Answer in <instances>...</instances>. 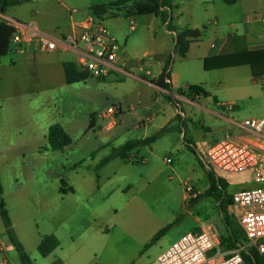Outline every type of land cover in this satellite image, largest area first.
<instances>
[{
	"label": "rangeland",
	"instance_id": "rangeland-1",
	"mask_svg": "<svg viewBox=\"0 0 264 264\" xmlns=\"http://www.w3.org/2000/svg\"><path fill=\"white\" fill-rule=\"evenodd\" d=\"M211 1L174 0L177 25L199 24L205 29V34L208 31V36L212 37L215 14L220 17L219 34H226L229 32L227 23L233 20L240 22L243 11L248 7L264 9V0H242V6L232 8L223 0H215L214 6L210 5ZM8 14L12 12L8 11ZM146 17L135 16L138 22L135 31L130 28L129 18L122 20L123 34L130 37L129 46L134 39L139 40L136 45L140 53L139 57L131 58L124 65L125 74L119 72L117 79L105 80L92 76L84 82L67 84L57 89V97L50 99L51 117L56 116L55 113L59 115L72 144L50 161L49 183L53 189L55 184H61L60 177L68 185L75 186L77 191L67 195L63 203L66 223L60 229L61 249L50 257L36 252L37 260L31 257L36 264H52L60 255L65 258L64 264H72L68 258L73 238L76 239L73 246L79 250L86 247L89 252L80 258L79 264H151L165 248L194 230L195 219L217 228L220 235L217 251L224 254L232 250L224 241L226 225L215 199L205 197L198 206H193L190 198L209 186L208 168L201 159L205 153V142L217 141L227 133L237 135L234 121L253 116L250 114L255 111L260 114L255 117L264 118V87L249 66L218 68L216 62L220 64L219 58L209 59L205 66L193 54L185 59L175 54V68L182 75H187V84L202 85L208 96L202 95L197 99L200 107L187 104L190 100L185 98L187 103L183 105L181 102L188 113L184 123L180 121L175 130L152 144L138 148L130 160L113 158L104 166L98 165L102 141L110 142L112 147L145 133L150 136L155 133V126L161 123L159 119L165 118L172 109L163 94L138 79L157 76L162 69V56L165 60L173 54V37L162 20L152 16L155 24L145 27L142 24H148ZM145 50L150 51L148 56H142ZM15 54L14 50L7 56ZM137 60L139 63H135ZM14 75L15 71H11L6 76L10 79ZM229 85H241L243 89L231 95ZM226 96L237 98V105L232 110L216 104L215 98L225 100ZM110 106L118 108L117 125L104 130V122L99 115ZM219 112L230 116L235 114L236 119L230 121ZM92 114L98 122L89 128ZM152 115L157 116L155 122L144 124L142 120L146 121ZM183 132H186L185 137ZM93 153L95 161H91ZM166 156L172 158L171 163L165 161ZM216 173L226 185L227 197L242 189L264 186L254 181L248 172ZM36 216L37 223L45 221V217ZM174 221L164 236L147 245L161 227ZM244 245L247 246L246 243ZM13 253L9 257L10 264H20L17 250Z\"/></svg>",
	"mask_w": 264,
	"mask_h": 264
},
{
	"label": "crops",
	"instance_id": "crops-1",
	"mask_svg": "<svg viewBox=\"0 0 264 264\" xmlns=\"http://www.w3.org/2000/svg\"><path fill=\"white\" fill-rule=\"evenodd\" d=\"M112 1L115 0H29L7 8L4 13L0 12V20L13 27L16 22L33 24L41 33L62 37L65 35H78L81 26L94 15H98L118 43L120 42L119 40L123 41V43H119L121 49L117 57V62L121 67V71L112 72L116 73L117 77L115 79H117L119 72H121V74L126 73L123 67L127 61L131 60L133 57H139L140 55L139 48L136 45L139 40L134 39V42L129 46L128 41L130 37H126L123 34V28L121 27L123 18L126 17L130 19V28L132 31H135L138 23L135 19L136 15L147 16L146 21L148 24H142L145 27H149L150 23L153 25L155 24L152 16L160 19L161 17L153 13H136L133 9L134 0H130L126 4L118 7L109 6L108 4ZM172 2L174 4V0H172ZM241 2L242 0H238L232 5L224 3L232 8L235 6H242L240 5ZM209 3L214 6L215 0ZM101 5L106 6V11L96 14L94 8ZM8 11H11L12 14H8ZM171 12V23L175 31L168 30L166 26L167 22H162L173 37L174 48V36L176 33H179L185 28L201 27H199V24H193L192 26L188 24L183 26V24L180 23L181 26L177 25L173 8ZM214 16L215 23L211 30L212 37L208 36V31L205 34L204 29V34L201 38L193 40L189 45L188 51L184 55L179 54L181 58L185 59L188 55L193 54L194 57H197L199 61H203L204 64H206L205 66H207V61L209 59H218L220 55L264 49V9L261 10L258 7H248L243 11L240 22L233 20L227 23L229 32L226 34H219L220 17L217 16V14ZM35 44L33 40H25L19 44H13L10 46L9 53L15 50V56L9 57L7 56L8 53L6 55L7 57L0 58V175L3 184V197L9 209L16 234L23 243L29 256L36 261V252H39L38 245L44 236L55 234L60 240V229L64 227L66 223L63 207L65 197L77 191L75 186L68 185L60 177H58V179L61 184H55L53 189H51L49 183L50 172L52 170L50 161L57 158L58 152L64 153L65 148L63 150H54L49 146L48 140L50 126L56 122L60 123L68 133V130L59 119L57 113H55L56 116L51 117L49 102L51 98L58 96L56 92L57 89H61L67 84H72L66 81L64 64L67 62L77 63V56L73 51L62 47H59L55 51H40ZM149 54L150 51L145 50L142 56H148ZM175 54L178 53L172 54V61L169 65L171 91H166L153 82V79H156L164 69L165 60L163 56V61H161V63H163L162 69L157 76L150 79L138 77L140 81L149 84L161 95L170 92L180 101L178 106L174 105L172 102H168L172 106L171 111L165 118H160L159 121L161 123L155 126V133L160 131L163 127L167 128L166 132L161 136L175 130L178 128L180 121L181 124H183L188 118V113L183 109L182 104H186V99L189 98L179 93L180 91H187L188 87L191 85L187 84V75H182L180 71L175 68L176 62L173 58ZM220 60V64H222L223 60ZM135 63H139V60ZM220 64L216 62L218 68L238 66H249L251 68L250 65L220 66ZM5 70H8V72L15 71V75L9 79L6 76L8 72L5 73ZM92 76L95 75L91 74L90 77ZM97 78L101 80L109 79L107 77ZM55 82L57 83L51 85V83ZM199 86L203 87L202 85ZM228 87L230 89L229 94L231 95H235V93L237 94L239 90L243 89L241 85H229ZM204 91L206 94L202 95L208 96V92L205 89ZM202 95L197 96L195 99H189L190 102L187 104L200 107L201 104L197 102V99H200ZM208 98L211 99V97ZM215 100L218 106H222L224 109L228 107V110H232L234 106L237 105L236 97H227L225 100L215 98ZM102 113L99 115L104 122L102 128L104 130L114 128L117 124L113 127H108L106 118L103 117ZM219 114L230 121L236 119L235 114L234 116L226 115L225 112H219ZM176 115H180L181 119L176 118ZM250 115H253L250 117H255V115L260 114L258 111H255ZM156 118V115H152L146 121H142H144V124L149 122L154 123ZM177 119L180 120L177 121ZM242 121H234L238 128V134L243 132L240 126ZM97 122L98 119L94 116V126ZM230 126L232 127V125ZM182 134L184 137L186 136V132ZM146 137L148 136L145 133L141 137L136 136L129 140L143 139ZM214 142V140L205 142L203 146L204 149L206 150ZM101 143L102 153L101 156L98 157V165L104 166L111 161L103 164L102 162L104 159L124 143L112 147L109 146L110 142L102 141ZM137 150L138 149H135L130 152L126 159H119L130 160L132 153ZM94 154L95 153L92 154L91 161L96 160ZM141 158L145 159L144 157ZM62 187L66 188V193L61 191ZM205 189L206 188L203 190L200 189L199 192L195 193L203 192ZM202 201L203 200L193 206H198ZM216 204L218 207L217 202ZM229 205L230 203L227 204L228 210ZM36 215L45 217V221H43L42 224L37 223L38 216ZM195 223L196 225L193 231L197 232L202 231V229L206 227H215L211 224L204 225L202 224L203 222L196 219ZM75 240L74 238L72 239L74 242ZM74 242H72L69 253L70 257L68 259L72 264H79L80 258L86 257L89 252L86 247L81 250L77 249L76 246H73L75 245ZM59 249H61V242L47 257H50ZM14 250L15 247L6 234L5 226L0 216V263L10 264L9 257L11 254H14ZM218 252L222 255L230 253L223 254L221 251ZM64 261L65 258H63V255H60L52 264H64ZM94 264L99 263L95 262Z\"/></svg>",
	"mask_w": 264,
	"mask_h": 264
},
{
	"label": "built area",
	"instance_id": "built-area-1",
	"mask_svg": "<svg viewBox=\"0 0 264 264\" xmlns=\"http://www.w3.org/2000/svg\"><path fill=\"white\" fill-rule=\"evenodd\" d=\"M14 28L11 45L33 40L40 51H55L59 47L71 50L77 56V66L96 77L121 71L117 62L121 47L98 15L84 23L76 36L55 37L41 33L33 24L20 22ZM256 80L264 87V74ZM118 112L116 106H110L102 113L108 127L117 124ZM240 126L241 134L227 133L212 143L201 159L208 169L248 172L254 181L264 184V118L247 117ZM165 161L171 163L172 158L167 156ZM229 212L245 233L247 246L264 254V186L232 193ZM219 236L212 226L199 232L191 230L159 253L151 264H244L241 251L245 245L222 255L216 251Z\"/></svg>",
	"mask_w": 264,
	"mask_h": 264
},
{
	"label": "trees",
	"instance_id": "trees-1",
	"mask_svg": "<svg viewBox=\"0 0 264 264\" xmlns=\"http://www.w3.org/2000/svg\"><path fill=\"white\" fill-rule=\"evenodd\" d=\"M29 0H0V12L4 13L7 8L19 5L23 2ZM130 0H115L109 3V6L118 7L120 5L126 4ZM133 9L138 14H149L153 13L161 17L163 22H167V28L170 31H175L171 20H172V0H134ZM226 4L232 5L238 0H223ZM106 11V6H96L94 12L100 14ZM15 32V28L9 24H6L4 21L0 20V57L5 56L9 53L11 46V36ZM204 34V28H185L179 33H176L174 36V48L173 53H178L184 55L188 49L190 43ZM219 59L223 60V63L220 66H237V65H250L252 73L255 78H258L260 75L264 74V49L259 50H249L242 51L237 53H230L218 56ZM172 61V54H170L165 59V66L162 73L156 78L153 79L157 85L166 91H171L170 83V69L169 65ZM65 68V77L67 83H74L78 81L87 80L91 74L88 70L80 69L76 63L67 62L64 64ZM106 78V77H103ZM181 95L186 96L189 99H195L197 96L206 94L203 87L199 85H191L188 87L187 91H180ZM165 98L178 106L180 101H178L172 93H164ZM94 114L91 115L89 128L94 126ZM176 118H180V115H176ZM167 128L163 127L157 133L148 136L143 139H133L124 143L119 148H116L111 155L106 157L103 164L112 160L113 158H123L126 159L130 152L135 149L140 148L143 145H149L155 142L162 134L166 132ZM49 146L54 150H63L65 147L72 144V139L70 135L66 132L65 128L58 122L50 126L48 132ZM207 176L209 180V186L200 193H195L194 196L190 199V204L195 205L200 202L205 197H212L218 203L219 213L222 216V219L226 225V236L224 241L227 244V247L230 249L238 248L243 246L247 242L245 233L238 228L237 223L235 222L232 214L226 208L227 204L231 202V195L227 197V192L225 190L226 185L223 184L222 178L219 177L213 169H207ZM61 191L66 193V188L62 187ZM0 216L2 218L3 224L5 226L6 234L9 237L10 242L17 250L20 256V264H36L29 254L27 253L23 243L18 238L16 231L13 226V222L7 208L5 199L3 197V184L0 175ZM176 221L168 223L167 225L160 228L152 241L147 245L157 241L159 238L164 236L175 224ZM60 245V240L55 234H49L42 238L41 242L38 245V250L42 256H48ZM242 255L244 258V264H264V254L258 252L253 247L244 246L242 249Z\"/></svg>",
	"mask_w": 264,
	"mask_h": 264
},
{
	"label": "water",
	"instance_id": "water-1",
	"mask_svg": "<svg viewBox=\"0 0 264 264\" xmlns=\"http://www.w3.org/2000/svg\"><path fill=\"white\" fill-rule=\"evenodd\" d=\"M117 77L116 73H110L107 78L109 79H115Z\"/></svg>",
	"mask_w": 264,
	"mask_h": 264
}]
</instances>
